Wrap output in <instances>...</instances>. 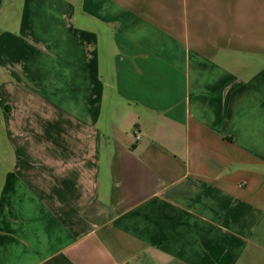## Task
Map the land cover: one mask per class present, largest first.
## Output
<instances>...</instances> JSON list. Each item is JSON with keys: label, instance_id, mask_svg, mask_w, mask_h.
<instances>
[{"label": "crops", "instance_id": "obj_1", "mask_svg": "<svg viewBox=\"0 0 264 264\" xmlns=\"http://www.w3.org/2000/svg\"><path fill=\"white\" fill-rule=\"evenodd\" d=\"M0 264H264V0H0Z\"/></svg>", "mask_w": 264, "mask_h": 264}, {"label": "built area", "instance_id": "obj_2", "mask_svg": "<svg viewBox=\"0 0 264 264\" xmlns=\"http://www.w3.org/2000/svg\"><path fill=\"white\" fill-rule=\"evenodd\" d=\"M136 138H139V135L138 134H136Z\"/></svg>", "mask_w": 264, "mask_h": 264}]
</instances>
